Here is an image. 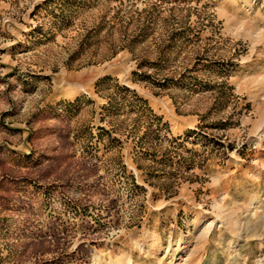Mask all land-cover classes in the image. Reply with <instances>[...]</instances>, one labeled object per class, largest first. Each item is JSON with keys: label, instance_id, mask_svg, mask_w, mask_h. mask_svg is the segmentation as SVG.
Listing matches in <instances>:
<instances>
[{"label": "rangeland", "instance_id": "rangeland-1", "mask_svg": "<svg viewBox=\"0 0 264 264\" xmlns=\"http://www.w3.org/2000/svg\"><path fill=\"white\" fill-rule=\"evenodd\" d=\"M0 264H264V0H0Z\"/></svg>", "mask_w": 264, "mask_h": 264}, {"label": "trees", "instance_id": "trees-1", "mask_svg": "<svg viewBox=\"0 0 264 264\" xmlns=\"http://www.w3.org/2000/svg\"><path fill=\"white\" fill-rule=\"evenodd\" d=\"M112 103L110 102V100H108V105H111Z\"/></svg>", "mask_w": 264, "mask_h": 264}]
</instances>
